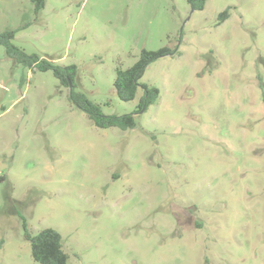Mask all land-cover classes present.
Segmentation results:
<instances>
[{
  "label": "rangeland",
  "instance_id": "1",
  "mask_svg": "<svg viewBox=\"0 0 264 264\" xmlns=\"http://www.w3.org/2000/svg\"><path fill=\"white\" fill-rule=\"evenodd\" d=\"M8 29L134 127L95 128L0 47V264H37L19 215L66 264H264V0H0ZM163 47L139 81L156 102L118 100L115 69Z\"/></svg>",
  "mask_w": 264,
  "mask_h": 264
},
{
  "label": "trees",
  "instance_id": "2",
  "mask_svg": "<svg viewBox=\"0 0 264 264\" xmlns=\"http://www.w3.org/2000/svg\"><path fill=\"white\" fill-rule=\"evenodd\" d=\"M32 5L34 15H38L45 7L46 0H28ZM207 0H186L189 9L201 11L205 7ZM229 17V11L226 9L218 14V24L224 22ZM15 30L8 29L0 33V47L4 50V56L13 61L14 64L27 69L30 72H47L50 71L58 84L67 88V100L78 110L97 129L117 128L125 131L134 127V114L125 115H105L99 105L90 100L84 93L77 90L75 83L78 69L76 65L56 66L50 61L41 59L36 54L27 55L21 48L13 44ZM176 51H170L163 47L156 51L142 50L138 59L128 68L115 69V77L112 83L114 93L121 102L133 101L136 97L139 87L143 90L140 99V107H148L156 102L158 91L153 87L140 84L146 68L151 63L161 57L172 55ZM23 228V239L28 242L30 247L31 259L37 264H66L67 256L62 249V240L60 234L52 229L45 228L40 230L36 235H32L27 228L26 222L21 218Z\"/></svg>",
  "mask_w": 264,
  "mask_h": 264
}]
</instances>
